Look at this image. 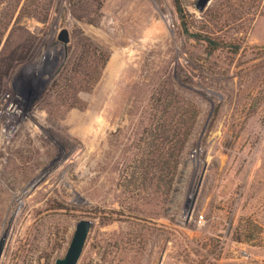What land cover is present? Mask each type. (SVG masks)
Returning a JSON list of instances; mask_svg holds the SVG:
<instances>
[{"label":"rangeland","instance_id":"374dc122","mask_svg":"<svg viewBox=\"0 0 264 264\" xmlns=\"http://www.w3.org/2000/svg\"><path fill=\"white\" fill-rule=\"evenodd\" d=\"M197 4L0 0V264H264V0Z\"/></svg>","mask_w":264,"mask_h":264},{"label":"water","instance_id":"95a60500","mask_svg":"<svg viewBox=\"0 0 264 264\" xmlns=\"http://www.w3.org/2000/svg\"><path fill=\"white\" fill-rule=\"evenodd\" d=\"M209 0H198L197 6L202 9ZM58 38L67 43L69 40L68 30L63 28ZM92 222L89 219H81L76 223L74 233L72 235L69 246L63 257H59L55 260L54 264H76L82 253L87 234ZM4 249V237L0 240V258Z\"/></svg>","mask_w":264,"mask_h":264},{"label":"trees","instance_id":"16d2710c","mask_svg":"<svg viewBox=\"0 0 264 264\" xmlns=\"http://www.w3.org/2000/svg\"><path fill=\"white\" fill-rule=\"evenodd\" d=\"M174 105L171 104V107H173ZM169 113V112H168ZM194 119V118H192ZM189 118V123L185 126L184 128V132L183 134H181V141L179 138H174L173 136L176 137V135L172 134L171 136V140H169L168 142L170 143V148L172 149L171 151H169L167 153V156H168V159L165 161V164L167 165V168L169 169V178H168V182H167V188L170 187V185L172 184L173 182V179H174V176H175V171H176V168H177V165H178V156L179 154H177L175 152V149H181L182 146H184V144L187 142L188 138L190 137L191 133H192V129H193V124L191 122V120ZM172 145V146H171ZM178 151V150H177ZM156 160H151L150 158L149 159H145L144 161L142 160V165L143 167L146 165L148 166V162H150V164H154L153 166H158L159 163L164 160V158H162V155L161 153H159L157 155V157H155Z\"/></svg>","mask_w":264,"mask_h":264},{"label":"built area","instance_id":"2783aa9c","mask_svg":"<svg viewBox=\"0 0 264 264\" xmlns=\"http://www.w3.org/2000/svg\"><path fill=\"white\" fill-rule=\"evenodd\" d=\"M12 110H14V108Z\"/></svg>","mask_w":264,"mask_h":264}]
</instances>
